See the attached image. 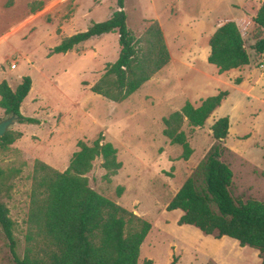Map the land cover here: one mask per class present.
I'll return each instance as SVG.
<instances>
[{
    "label": "rangeland",
    "instance_id": "rangeland-1",
    "mask_svg": "<svg viewBox=\"0 0 264 264\" xmlns=\"http://www.w3.org/2000/svg\"><path fill=\"white\" fill-rule=\"evenodd\" d=\"M263 1L126 0L129 29L140 37L158 22L171 62L129 99L116 103L91 88L117 60L118 35L94 38L65 55L51 52L64 39L108 20L118 10L117 0H0V83L7 81L15 90L31 77L21 114L40 121L13 127L22 137L0 151V200L10 210L20 256L26 248L35 162L64 172L79 142L92 145L102 135L118 150L123 167L108 182L103 161L97 159L89 184L152 224L141 263L170 264L175 255L177 264H261L258 251L233 239L216 240L193 226H179L183 212H168L167 206L216 144L212 126L224 117L230 119V130L222 161L234 173L231 194L264 202V54L253 50L256 40L264 38L254 22ZM230 21L238 25L251 61L241 74L220 75L208 62L209 41ZM223 91L229 97L203 128L184 126L193 149L184 161L182 148L164 137L163 119L187 102L198 106ZM6 117L0 109V120ZM120 186L125 191L119 198ZM0 264H14L1 231Z\"/></svg>",
    "mask_w": 264,
    "mask_h": 264
},
{
    "label": "trees",
    "instance_id": "trees-1",
    "mask_svg": "<svg viewBox=\"0 0 264 264\" xmlns=\"http://www.w3.org/2000/svg\"><path fill=\"white\" fill-rule=\"evenodd\" d=\"M117 3L118 10L108 20L64 39L51 55L68 54L78 45L106 34L118 35L119 56L108 64L105 74L91 91L120 103L166 68L171 62V53L158 22H152L137 37L127 24L126 0H117ZM254 22L264 30V1ZM209 46L208 62L220 75L250 65L246 43L233 21L215 31ZM253 50L264 54V38L256 40ZM32 85L29 76L24 77L15 90L7 81L0 83V109L7 116L16 114L19 124H40L38 119L21 114ZM229 95V91L220 92L202 100L198 106L187 102L180 111L163 119V135L172 145L182 148L184 161L193 154L184 126L203 128ZM229 130V117L215 122L212 132L216 144L176 193L167 211L183 212L179 226H193L218 240L228 237L241 247L258 251L264 264V202L243 201L231 194L234 173L230 165L222 161V145ZM21 137V133L14 131L0 136V151L9 149ZM78 148L64 172L40 160L35 162L23 256L18 251L10 210L0 200V231L14 264H153L152 260L140 262L141 247L152 224L98 193L89 184L88 174L97 159L103 161L101 167L106 171V181L111 182L119 173L123 164L118 160V150L112 143L105 142L102 135L92 145L79 142ZM124 191V187H118L117 197ZM177 263L178 258L173 255L170 264Z\"/></svg>",
    "mask_w": 264,
    "mask_h": 264
},
{
    "label": "water",
    "instance_id": "water-1",
    "mask_svg": "<svg viewBox=\"0 0 264 264\" xmlns=\"http://www.w3.org/2000/svg\"><path fill=\"white\" fill-rule=\"evenodd\" d=\"M19 124V118L16 114L9 115L3 120H0V136H5L13 127Z\"/></svg>",
    "mask_w": 264,
    "mask_h": 264
},
{
    "label": "crops",
    "instance_id": "crops-1",
    "mask_svg": "<svg viewBox=\"0 0 264 264\" xmlns=\"http://www.w3.org/2000/svg\"><path fill=\"white\" fill-rule=\"evenodd\" d=\"M243 68H249V66H245V67H242V68H240V69H235V70H231V71H229V72H226V73H224V74H230V72H233V71H237L239 74H241V71H239V70H241V69H243ZM243 73V72H242ZM224 74H222V75H224ZM212 237V236H211ZM225 237H223L222 239H219V240H223ZM228 238V237H227ZM216 240H218V239H216ZM224 240H226V239H224ZM234 244H238V243H236V242H234Z\"/></svg>",
    "mask_w": 264,
    "mask_h": 264
},
{
    "label": "built area",
    "instance_id": "built-area-1",
    "mask_svg": "<svg viewBox=\"0 0 264 264\" xmlns=\"http://www.w3.org/2000/svg\"><path fill=\"white\" fill-rule=\"evenodd\" d=\"M16 66H14V68H15Z\"/></svg>",
    "mask_w": 264,
    "mask_h": 264
}]
</instances>
